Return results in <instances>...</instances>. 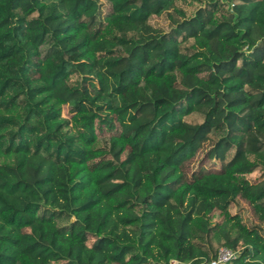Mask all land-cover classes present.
<instances>
[{
	"label": "trees",
	"instance_id": "1",
	"mask_svg": "<svg viewBox=\"0 0 264 264\" xmlns=\"http://www.w3.org/2000/svg\"><path fill=\"white\" fill-rule=\"evenodd\" d=\"M220 248L264 264V0H0V264Z\"/></svg>",
	"mask_w": 264,
	"mask_h": 264
},
{
	"label": "built area",
	"instance_id": "2",
	"mask_svg": "<svg viewBox=\"0 0 264 264\" xmlns=\"http://www.w3.org/2000/svg\"><path fill=\"white\" fill-rule=\"evenodd\" d=\"M237 254L227 248H220L217 257L210 264H228L236 259Z\"/></svg>",
	"mask_w": 264,
	"mask_h": 264
},
{
	"label": "rangeland",
	"instance_id": "3",
	"mask_svg": "<svg viewBox=\"0 0 264 264\" xmlns=\"http://www.w3.org/2000/svg\"><path fill=\"white\" fill-rule=\"evenodd\" d=\"M153 22L156 23V24L158 23L160 25V27H165L166 26V23H164L162 21V19H154ZM254 37H255V39H259L260 38V35L258 34L257 31L254 33ZM207 168H210V166L207 165ZM242 207L244 208L245 214L248 217V219H252V214H251V210L249 209V207L247 205H245V204H242Z\"/></svg>",
	"mask_w": 264,
	"mask_h": 264
}]
</instances>
